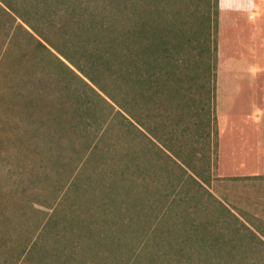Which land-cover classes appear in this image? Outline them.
Returning a JSON list of instances; mask_svg holds the SVG:
<instances>
[{
	"label": "rangeland",
	"instance_id": "obj_1",
	"mask_svg": "<svg viewBox=\"0 0 264 264\" xmlns=\"http://www.w3.org/2000/svg\"><path fill=\"white\" fill-rule=\"evenodd\" d=\"M162 1L192 14V30L209 16L214 34L216 19L217 58L205 85L210 99L197 92L188 106L182 99L173 109V100H165L132 112L155 132L151 137L159 145L186 159L196 176L146 140L136 129L141 127L55 52H43L34 65L28 59L16 66L14 58L1 65L0 189L26 188L34 202L24 214L6 213L10 242L44 225L38 245L46 252L45 264L63 263L76 240L55 232L70 205L85 207L92 194L100 199L87 204L92 212L111 213L114 228L126 225L118 240L127 249L115 251L122 260L117 264H264V142L255 139V128H264V115L259 116L264 111V0H254V7L253 0H241V10L224 9L218 0L216 17L214 0ZM207 64L212 66L206 59ZM111 84L117 101L130 107ZM204 105L210 110L208 128L206 119L197 125L191 115ZM104 191H111L110 202ZM49 216L60 224L46 225ZM5 256L0 253V264Z\"/></svg>",
	"mask_w": 264,
	"mask_h": 264
},
{
	"label": "trees",
	"instance_id": "obj_2",
	"mask_svg": "<svg viewBox=\"0 0 264 264\" xmlns=\"http://www.w3.org/2000/svg\"><path fill=\"white\" fill-rule=\"evenodd\" d=\"M214 7L216 17L218 0H214ZM169 8L162 0H0V69L7 59L14 58L16 66L31 59L34 65L41 60L43 52H55L119 106L141 127L136 128L137 131L152 142L141 129L154 139L155 132L132 110L135 107L140 110L142 106L145 109L147 104L159 106L165 100H173V109L181 107L182 99L188 106L189 101L195 103L190 95L197 92L209 100L210 90L205 85L211 80L217 58L216 19L214 34L210 32L209 16H202L198 27L192 30L189 25L192 14ZM206 59L212 66L203 65ZM82 81L112 109L100 94ZM112 82L117 84L125 97L123 100H128L130 107L117 101L110 85ZM205 106L200 107L198 113L195 109L197 114L191 115L197 117V125L206 119L208 128L210 110ZM116 112L127 119L120 111ZM213 119V128H216V119ZM159 126V122L154 124L155 129ZM213 135L216 137V129ZM166 150L179 161L178 165L197 175L178 152L171 148ZM75 189L77 191V186ZM17 190L0 189V253L6 255L1 264H43L46 252L38 245V238L44 225L35 227L30 236H22L16 243L10 242L12 224L6 213L12 210L14 214H24L25 208L33 207L34 203L26 188L19 193ZM103 196L107 202L112 199L111 191H104ZM96 201L100 202L99 197L92 194L85 207L82 202L70 205L64 224L56 230V237L64 231L76 240L68 245V255L64 254L62 264H110L111 260L122 263L115 251L121 254L127 249V245L118 240L126 225L114 228L111 213L92 212L87 204L93 205ZM50 217L45 220L46 225L49 222L60 224L59 219L53 221Z\"/></svg>",
	"mask_w": 264,
	"mask_h": 264
},
{
	"label": "crops",
	"instance_id": "obj_3",
	"mask_svg": "<svg viewBox=\"0 0 264 264\" xmlns=\"http://www.w3.org/2000/svg\"><path fill=\"white\" fill-rule=\"evenodd\" d=\"M241 0H228V3L227 5L224 3L223 0H221L222 4H223V8L224 9H228V8H233V9H238V10H241L242 8L238 5V3L240 2ZM255 4H254V0L252 1V5L251 7H254ZM249 8V7H248ZM248 8H245L244 10L248 9ZM262 107V106H261ZM263 108V107H262ZM262 108L260 109L259 111V116H263L264 115V111L262 110ZM258 121V119H256ZM142 132L146 135V137L151 140L154 144H156L163 152L164 154L168 155L173 161L175 162H179L178 160H176L165 148H162L161 145H159L158 142H156L149 134H147V132H145L143 129H141ZM255 139L257 141V143L259 142V144H262V142H264V128H255ZM158 143V144H157ZM260 156V154H259ZM261 157V156H260ZM248 178V177H251V176H243V178ZM257 177V175L255 176ZM261 177H264V176H261Z\"/></svg>",
	"mask_w": 264,
	"mask_h": 264
}]
</instances>
